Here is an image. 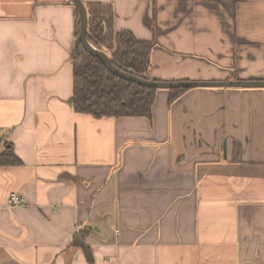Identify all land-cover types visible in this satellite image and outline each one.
Returning a JSON list of instances; mask_svg holds the SVG:
<instances>
[{
    "label": "crops",
    "instance_id": "obj_1",
    "mask_svg": "<svg viewBox=\"0 0 264 264\" xmlns=\"http://www.w3.org/2000/svg\"><path fill=\"white\" fill-rule=\"evenodd\" d=\"M95 1L156 41L155 80L264 79V0ZM76 27L70 0H0V264H264V87L77 112Z\"/></svg>",
    "mask_w": 264,
    "mask_h": 264
},
{
    "label": "trees",
    "instance_id": "obj_2",
    "mask_svg": "<svg viewBox=\"0 0 264 264\" xmlns=\"http://www.w3.org/2000/svg\"><path fill=\"white\" fill-rule=\"evenodd\" d=\"M76 31L75 47L72 55L74 66V94L71 104L75 111L90 114L96 118L145 116L152 118L157 91L156 87L138 84L113 74L100 57L87 51L80 41V16L75 3ZM87 38L97 48L106 51L112 63L123 71L138 77L153 80L149 76L151 53L155 40L137 38L131 30H116L114 27L115 11L111 3L89 2ZM159 81V80H158ZM189 88L169 89L170 104H173ZM10 154L14 155L9 159ZM5 158V160H1ZM0 158V165L18 161L13 147ZM82 232V231H81ZM77 236L73 239L78 243Z\"/></svg>",
    "mask_w": 264,
    "mask_h": 264
},
{
    "label": "water",
    "instance_id": "obj_3",
    "mask_svg": "<svg viewBox=\"0 0 264 264\" xmlns=\"http://www.w3.org/2000/svg\"><path fill=\"white\" fill-rule=\"evenodd\" d=\"M78 11L80 16V41L83 43L85 49L90 53L101 58L105 66L110 70L113 74L122 77L127 80L134 81L138 84L147 85L156 87L158 89H175V88H192L196 86H209V87H264V79H255V80H244L241 78L231 79V80H223V81H191V80H180V81H158V80H147L136 75H133L129 72L123 71L117 66H115L110 56L106 51H103L96 46H94L87 38V27H88V12L86 4L83 0H72Z\"/></svg>",
    "mask_w": 264,
    "mask_h": 264
},
{
    "label": "built area",
    "instance_id": "obj_4",
    "mask_svg": "<svg viewBox=\"0 0 264 264\" xmlns=\"http://www.w3.org/2000/svg\"><path fill=\"white\" fill-rule=\"evenodd\" d=\"M23 198L17 193H11L8 205L11 207L23 205Z\"/></svg>",
    "mask_w": 264,
    "mask_h": 264
}]
</instances>
